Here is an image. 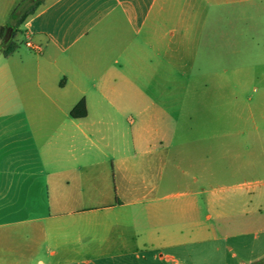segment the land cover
I'll return each instance as SVG.
<instances>
[{
  "label": "crops",
  "instance_id": "0c3cea01",
  "mask_svg": "<svg viewBox=\"0 0 264 264\" xmlns=\"http://www.w3.org/2000/svg\"><path fill=\"white\" fill-rule=\"evenodd\" d=\"M18 31L41 51L0 58V264L264 258L258 195L209 189L223 135L159 107L264 56V0H39Z\"/></svg>",
  "mask_w": 264,
  "mask_h": 264
},
{
  "label": "rangeland",
  "instance_id": "374dc122",
  "mask_svg": "<svg viewBox=\"0 0 264 264\" xmlns=\"http://www.w3.org/2000/svg\"><path fill=\"white\" fill-rule=\"evenodd\" d=\"M37 1L15 0L10 9L1 10L3 27H12ZM14 43L19 51H27L25 38L20 32L16 34ZM1 55L0 51V58ZM222 67L227 72L217 86L209 81L207 89L199 87V83L190 89H177L176 105L166 104L167 98H162L160 116H208L209 135L211 132L223 135L217 140L211 137L208 140L209 147L218 149L217 162L223 166L222 171H218V175L222 174L218 176L217 183L209 189L224 197L242 190L253 192L258 195L264 213V56L225 58ZM124 113L122 116H136ZM243 183L244 186H239ZM214 245L208 243L207 247L210 249ZM226 245L231 246L230 241ZM157 257L164 261L152 260L150 264H200L196 252L190 260L168 252H161Z\"/></svg>",
  "mask_w": 264,
  "mask_h": 264
},
{
  "label": "trees",
  "instance_id": "16d2710c",
  "mask_svg": "<svg viewBox=\"0 0 264 264\" xmlns=\"http://www.w3.org/2000/svg\"><path fill=\"white\" fill-rule=\"evenodd\" d=\"M39 6V1L35 2L34 4H32L29 9L23 13L22 18L19 19L18 21L16 20V23L13 25V28L15 29L14 31V38L16 36L17 33H19L18 31V27L29 17L32 16L37 8ZM11 17H14V15H11ZM5 28L4 27H0V38L2 37L3 33H4ZM14 38L13 40L8 44V46L6 48H4L1 53L3 55V57H8L9 55H11L16 49L17 46L14 43ZM70 116L72 118L78 119V118H83L84 116H86V109H85V104L83 102H80L78 105H76L73 110L70 113ZM252 264H264V258L252 263Z\"/></svg>",
  "mask_w": 264,
  "mask_h": 264
},
{
  "label": "water",
  "instance_id": "95a60500",
  "mask_svg": "<svg viewBox=\"0 0 264 264\" xmlns=\"http://www.w3.org/2000/svg\"><path fill=\"white\" fill-rule=\"evenodd\" d=\"M31 1L33 2L34 0ZM14 31L15 29L13 27L5 28L4 33L0 39V51L6 48L8 44L13 40Z\"/></svg>",
  "mask_w": 264,
  "mask_h": 264
},
{
  "label": "built area",
  "instance_id": "2783aa9c",
  "mask_svg": "<svg viewBox=\"0 0 264 264\" xmlns=\"http://www.w3.org/2000/svg\"><path fill=\"white\" fill-rule=\"evenodd\" d=\"M25 47L28 48L29 50H31L33 53H36V54L40 53V51H41L40 46H36L30 42H25Z\"/></svg>",
  "mask_w": 264,
  "mask_h": 264
}]
</instances>
